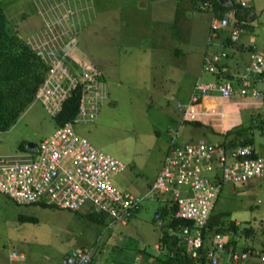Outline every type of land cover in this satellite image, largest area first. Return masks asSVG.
Masks as SVG:
<instances>
[{
  "label": "rangeland",
  "instance_id": "374dc122",
  "mask_svg": "<svg viewBox=\"0 0 264 264\" xmlns=\"http://www.w3.org/2000/svg\"><path fill=\"white\" fill-rule=\"evenodd\" d=\"M47 1L49 3L42 10L38 0H0V6L8 25H14L18 36L25 42L30 40L33 31L38 33L41 16L50 11L53 15L43 23L50 27L49 35L57 40L54 44L47 40L52 48L60 49L72 42V37L67 41L62 37L72 34L67 31L68 18L81 22L79 44L83 55L101 69L104 85L99 78L103 94L100 99H93L97 100L95 114L89 120L73 122V129L124 162L125 169L112 177L115 186L140 195L155 177L174 131L179 142L198 137L214 142L221 140L217 132L222 122L220 114L207 116L210 120L203 126H193L191 122L183 120H199L202 123L203 119L183 117L175 106L177 101L186 104L195 81H215L217 78L214 72L200 68L202 52L212 47L205 41L206 9L191 8L193 11L189 12L187 7L191 5V0ZM245 1L249 4L246 8L255 11L256 15L251 19L241 17L240 23L246 31L241 37L248 34L256 45H262L264 0ZM114 4L131 7L130 31H115L112 23ZM67 6V12L72 16H65L64 20L60 11ZM232 13L231 8L226 15L234 19ZM120 34L126 37L120 40ZM119 43H128V51L119 54ZM174 47L181 52L175 51ZM221 49L226 52L225 58L242 61L245 55L244 52L236 53L228 45L220 46ZM49 50L45 48V51ZM68 51L70 48H64L59 57L67 56L69 60L78 62L80 56L74 50ZM69 60L67 62L71 63ZM84 66L92 65L88 63ZM66 72L71 79H82L80 71H76L77 74ZM210 92L220 98L217 92ZM93 96L92 88L85 87L81 106H85V101ZM246 98L254 101L247 106H235L239 122L248 127L255 153L263 155L264 99ZM51 102L59 103L53 98ZM175 116H181L177 124L172 121ZM54 126L55 121L48 108L34 98L12 125L0 130V163L17 162L27 157V149L19 144L22 142L26 146L30 142L36 145L42 137L51 133ZM168 198V193L144 196L125 223L113 221L108 225L86 220L77 212L67 209L17 203L0 191V264H60V256L65 250L83 246L92 252L94 248L95 259L100 262L101 253H106L113 242L126 247V258L139 255L142 258V249L154 254L163 252L165 246L157 242L160 225L153 218V213ZM23 213L36 216V220H19L18 215ZM231 220L237 223L236 231L228 227ZM208 222L218 228L211 230L222 238L234 236L239 248L252 246L253 250L256 249L264 230V178L224 183ZM11 250L22 255L9 258ZM190 264L210 263L192 260Z\"/></svg>",
  "mask_w": 264,
  "mask_h": 264
},
{
  "label": "built area",
  "instance_id": "2783aa9c",
  "mask_svg": "<svg viewBox=\"0 0 264 264\" xmlns=\"http://www.w3.org/2000/svg\"><path fill=\"white\" fill-rule=\"evenodd\" d=\"M236 1L240 5L245 4L244 0ZM228 24L229 20L225 16L212 13L208 39L214 38L217 29ZM43 28L44 32L41 31ZM49 30L50 27L43 23L38 28V33L33 31L28 40L32 48L49 59L46 78L35 98L44 103L50 113H54L59 103L53 104L52 98L60 101L76 81L83 82L85 87H91L93 95L101 97V85L93 75L95 71L92 66L81 69V80L67 76V68L59 57L61 48L48 45L47 40L51 44L57 43L49 35ZM244 30L238 23L230 25L228 39L236 42ZM45 48L51 50L45 51ZM225 56L223 49L206 52L200 68L215 72L217 63ZM247 58L245 71L232 80L216 76L215 81H195L186 104L179 101L175 103L182 116H198L200 112L194 108V104L200 96L210 91H215L222 97L264 99V50L251 45L247 48ZM84 110L81 106V117L88 114ZM209 112L214 113L215 110L209 108ZM176 138L177 132L174 131L170 135L159 171L146 190L136 196L123 191L112 182V177L125 169L124 162L76 133L71 123L65 121L56 125L49 135L42 137L33 150H27L28 156L24 159L0 163V191L17 203L45 202L67 209H78L86 203L94 210L104 213L109 220L108 225L113 221L125 223L142 197L168 193L169 204L175 205L172 217L184 220V223L167 225L165 228L167 234L176 236L177 243L185 251L192 256L203 255L210 264H229L231 261L243 260L251 253L250 248L235 250L227 239L216 233L208 237L204 232L205 223L224 183L264 178V154H256L249 142L227 145L202 137L186 142L176 141ZM153 215L160 224L162 220L159 213L155 212ZM205 241L208 246L201 251L206 246ZM260 247L256 252L257 264H264V231L261 233ZM17 255L22 253L10 251V258ZM59 263L102 264L93 258L92 251L87 247L67 249L61 255ZM128 264H139L138 257L135 256Z\"/></svg>",
  "mask_w": 264,
  "mask_h": 264
},
{
  "label": "trees",
  "instance_id": "16d2710c",
  "mask_svg": "<svg viewBox=\"0 0 264 264\" xmlns=\"http://www.w3.org/2000/svg\"><path fill=\"white\" fill-rule=\"evenodd\" d=\"M195 0H191L193 3ZM198 8H206L213 12L216 16H225L229 20V24L226 27H221L217 29V34L214 38L208 39L209 36V24L207 26V34L205 41L210 43L213 41L218 35L222 34L226 38L223 40L221 46L230 45L232 43L228 39V29L230 25L234 23H238L244 27L241 21L242 14L239 11H242V5L239 3L233 4L228 9H225L223 6H219L216 0H196ZM38 5L40 9H43V3L38 0ZM232 8L233 13L232 17L234 19H230L224 13ZM47 12V11H46ZM46 12L41 16L43 20L47 19L48 16ZM225 30V31H224ZM70 32V30H67ZM63 39L67 41L71 35L63 36ZM61 51H59V54ZM67 56L62 58V63L66 65V68L71 73H76V71H81L86 64L85 59H83V63L81 66H78L76 63H68ZM49 67V59L44 55L38 53L34 48L30 46L28 42L23 41V39L18 36L17 29L14 25H8L7 19L3 13V10L0 6V130L7 129L12 123L17 119L20 113L32 102V100L36 97V92L38 88L43 84L47 71ZM94 67V66H93ZM94 77L99 80V78L103 77L99 71L94 67ZM89 70V69H85ZM224 77H232L231 73H225ZM219 75V74H218ZM85 85L83 82L76 81L69 88L68 93L63 96L58 104L57 109L54 113L49 114L53 117L55 121V126L64 123L65 121L72 120L77 112L79 111L80 100L82 99L83 90ZM189 121L193 126L201 125L202 123L199 120H183ZM221 135V140L218 141L222 144L231 145L234 143H251V136L248 133V127L243 126L241 124H234L223 131H217ZM248 133V134H247ZM252 144V143H251ZM20 147L25 148L24 143L19 144ZM143 192V191H142ZM141 192V194H142ZM140 194V195H141ZM139 196V195H136ZM37 203L42 206L48 207H57L61 209L59 206H56L53 203H45V202H31ZM169 199L163 202L155 212L159 213L160 219V229L161 233L157 238V242L160 245L165 246L163 252L159 251L157 253H150L148 251H142V258L138 257L139 264H190L192 260L194 261H202L203 258L196 259L193 257L187 256L185 253H180L181 245L177 243V238L175 235L167 234L166 226L167 225H175L176 223H184V220H180L172 217V212L175 209L174 204H169ZM28 204V203H27ZM138 204L131 210L130 215L137 208ZM72 212H77L80 217H83L86 220H90L96 222L97 224H107L108 218L106 215L100 211L94 210L91 205L83 204L78 209H67ZM154 212V213H155ZM153 213V214H154ZM128 216V219L130 217ZM153 218L155 219L154 215ZM18 219L21 221H33L36 220V216L31 214H19ZM156 220V219H155ZM206 230L205 234L210 237L212 234L216 233L218 228L213 227V224L207 221L205 223ZM228 227L233 231L237 230V223L234 220L228 224ZM213 229V230H211ZM264 231V230H263ZM228 243L234 245L235 240L234 236L230 239H227ZM85 247V246H83ZM125 246L123 244L112 243L107 249L106 253H101L100 262L102 264H128L133 257H127V253H125ZM245 248V247H243ZM67 250L64 251V253ZM93 258H96V252L93 248L92 252ZM201 256V255H200ZM61 257V256H60Z\"/></svg>",
  "mask_w": 264,
  "mask_h": 264
},
{
  "label": "crops",
  "instance_id": "0c3cea01",
  "mask_svg": "<svg viewBox=\"0 0 264 264\" xmlns=\"http://www.w3.org/2000/svg\"><path fill=\"white\" fill-rule=\"evenodd\" d=\"M40 2L43 3V6H46L49 3V1H47V0H40ZM216 2H217V4L219 6L221 5L225 9H228L233 4H237L238 3L236 0H216ZM246 6H249L247 1H245V4L242 5V11H241L242 17H244L246 19H251V18H253L256 15V13H255V11L251 10L250 8H246ZM68 7L69 6H67V8H65V9L60 11V15H62V18L64 20H66L65 16H70V17L72 16V14H68V12H67ZM191 8L192 9H198L196 0L193 3H191V5L190 4L188 5L187 10H189V12H192L193 10ZM204 9H206V8H204ZM206 11L208 12V18H207V26H208L209 19L212 16L213 12L210 11V8H209V10L206 9ZM228 11H226L224 14L226 15V13ZM46 15L49 18V16H52L53 14L50 11H47ZM132 15H133V12H132L131 7L123 6L121 4H119V5H115L114 4L112 6V23L115 26V31L124 32V33L127 32V31H130L129 27H130V24H132V22L130 21ZM40 23H41V25L39 27H41L43 25V19L42 18H41V22ZM67 25L69 26L68 28L70 30V33H72L71 34L72 42L71 43H67L66 45L64 44L62 46V48H61V52L63 51L64 48H70V51H68V52H72L71 50H74L76 52V54L80 56V57H78V62L76 60H69V61H71L72 63H76L78 66H81L82 63H83L82 60L85 59L87 63H89L92 66H94L96 68V70L99 71V73L103 76L102 72L100 71L101 69L97 68L95 63L90 62L85 57V55H83L82 46L79 44V32L81 30V22H76L74 18H72L71 20L68 18V24ZM244 32H246V31L244 30L240 34L239 39L236 42L229 43L230 45H228L236 53H240L241 54V52H244L245 55L243 56V60L239 61L237 58H231V57L225 58L224 57L223 59H221L217 63V71L214 72L216 76L222 77L223 79L229 78L231 80L234 79V77L236 78L239 73H242V72L245 71V68L247 66V62H248L247 48L250 47L251 45H253L256 48H261V49L264 50V44L259 45V46L256 45V43L253 41L254 40L253 37L249 36L248 34H246V36L242 38L241 35ZM118 37L121 40L124 37H126V35L120 34ZM225 38L226 37L224 35L220 34L212 42H210V43L206 42L208 45H212V47H210V49L204 50L202 52L201 57H200V65H201V61H202L203 55L206 52L219 50L220 46L223 43V40ZM127 46H128V43H119L117 52L119 54L127 52L128 51V47H129V46L128 47ZM174 48H175L174 49L175 51L181 52V51H179L178 47H174ZM73 54H75V53H73ZM73 54H71V56ZM225 73H231L232 77H224L226 75ZM100 80H101V82L104 85L103 77H101ZM210 93L211 92H208V93L200 96L198 101L194 104V108L197 109L200 112V114L198 116H195V117H197L199 119H203L202 121L205 122V123L202 122L201 126H203V125H205L207 123V121L210 120L209 118L208 119L206 118L207 116H210V115L213 116L215 114H217V115L220 114V116H221L220 121L222 120V122L219 125V130H217V131H223L225 128H228V127H230L231 125H234V124H236V125L241 124L239 122L240 120H239V116H238V111H237L235 106L236 105L237 106L238 105H243V106L246 105L247 106V105L253 104L251 102L254 101V100H251V99L246 98L244 96H242V97H240V96L222 97V96H220L218 94L220 98H217L215 95H212ZM100 98H101L100 96H97V97L93 96L89 100L85 101V103H84L85 106L82 105V107L85 108L84 112H87L88 114L86 116H84V117H81V115L79 114V111H78L77 114L75 115V117L72 120H69L71 125L73 126V122H75V121H86V120L91 119V116H93L95 114L96 109H97V103H95L94 107H91L93 105V103L95 101H97V100H93V99H100ZM259 100L260 99H258V101ZM215 105L219 106L220 108L217 109ZM212 107L215 110L214 113L209 112V108H212ZM80 108H81V104H80L79 110H80ZM172 121L177 124L179 121H181V116H175V118H173ZM192 140H195V139H191V141ZM159 169H160V167H159ZM159 169H158V171H159ZM150 183H151V181L146 186L148 187L150 185ZM146 188H145V190H146ZM122 190L125 191L124 189H122ZM218 235H220V234H218ZM225 239H228V238H225ZM234 243H235L234 245H232L231 243L230 244L235 248V250L250 248L251 249V253L248 254L243 260L231 261L229 264H257V253L256 252L261 248L260 247L261 246V238H259L258 247L256 249H254V250L252 249V246L251 247H245V248H243V247L239 248L237 243L236 242H234ZM205 244H206V246L201 248V251H203V249L208 246V242L205 241ZM181 249L183 251V252H181V250H180L181 254L182 253H185L186 255L189 254L190 257H193V258H196V259L197 258L200 259V257H202L203 258L202 261H208L207 259L204 258L203 255H201V256H198V255L192 256L190 253H188V251H185L182 246H181ZM250 255H252V256H250ZM9 258H10V256H9Z\"/></svg>",
  "mask_w": 264,
  "mask_h": 264
},
{
  "label": "water",
  "instance_id": "95a60500",
  "mask_svg": "<svg viewBox=\"0 0 264 264\" xmlns=\"http://www.w3.org/2000/svg\"><path fill=\"white\" fill-rule=\"evenodd\" d=\"M34 147H35V144H33V143H30V142H27V145H26V149L27 150H33L34 149Z\"/></svg>",
  "mask_w": 264,
  "mask_h": 264
}]
</instances>
